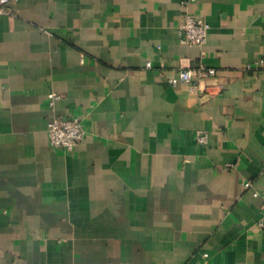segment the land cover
<instances>
[{
  "label": "crops",
  "instance_id": "obj_1",
  "mask_svg": "<svg viewBox=\"0 0 264 264\" xmlns=\"http://www.w3.org/2000/svg\"><path fill=\"white\" fill-rule=\"evenodd\" d=\"M10 9L0 14V264H264V0ZM187 13L210 24L202 46L182 38ZM200 62L217 69L200 90L169 82ZM55 113L85 125L71 151L49 142Z\"/></svg>",
  "mask_w": 264,
  "mask_h": 264
},
{
  "label": "built area",
  "instance_id": "obj_2",
  "mask_svg": "<svg viewBox=\"0 0 264 264\" xmlns=\"http://www.w3.org/2000/svg\"><path fill=\"white\" fill-rule=\"evenodd\" d=\"M15 0H0V14L11 13L10 4ZM194 1V0H193ZM187 2V1H186ZM210 24L201 14L187 13L181 24L183 40L189 44L204 45L208 40ZM264 64V59L258 60L256 65ZM148 67L152 66L151 62L147 63ZM250 68V67H249ZM217 74V69L200 62L196 65L180 68L177 73L169 78L171 84L180 82L188 83L192 90H200V83L207 77H213ZM60 98L58 93H49L48 99L51 107L55 106L56 101ZM49 142L52 147L59 149L73 150L86 136L87 130L82 119L77 115L62 116L53 114L48 124ZM197 138L200 142L206 143L208 135L206 132H198ZM251 181L245 182L249 187ZM259 192H256L258 194ZM264 196V191H263ZM264 210V202H263Z\"/></svg>",
  "mask_w": 264,
  "mask_h": 264
}]
</instances>
